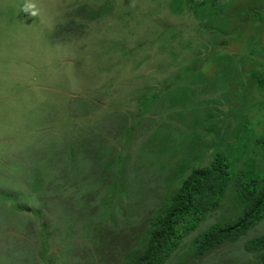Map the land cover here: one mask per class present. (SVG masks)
I'll return each instance as SVG.
<instances>
[{"label": "rangeland", "instance_id": "obj_1", "mask_svg": "<svg viewBox=\"0 0 264 264\" xmlns=\"http://www.w3.org/2000/svg\"><path fill=\"white\" fill-rule=\"evenodd\" d=\"M256 11L264 12V0H0V264L41 245L43 222L33 214L41 184L52 206L44 222L61 229L55 199L87 184L83 176L77 187L69 181L73 150L87 158L76 164L83 172L100 148L123 152L160 193L179 165H209L215 135L229 139L227 128L245 114L258 118L246 152L263 166L255 141L264 134V93L250 72L264 60V24L242 20ZM195 119L205 136L190 146L187 125ZM141 201L145 210L125 226L130 238L141 234L155 199ZM228 214L209 217L169 264H262L245 249L262 225L202 259L192 256L196 236ZM61 247L53 240L59 262Z\"/></svg>", "mask_w": 264, "mask_h": 264}, {"label": "trees", "instance_id": "obj_2", "mask_svg": "<svg viewBox=\"0 0 264 264\" xmlns=\"http://www.w3.org/2000/svg\"><path fill=\"white\" fill-rule=\"evenodd\" d=\"M253 17L242 20L246 23L254 19L264 24V12L256 11ZM252 59L249 58L250 61ZM263 61L260 59L261 64L257 65L253 63L254 71L250 72L256 85L253 88L262 93ZM253 91L251 89L247 93ZM255 121L245 114L240 119L236 118L238 125L227 128L234 135L229 139L219 132L215 135L219 142L218 147L214 146L209 165H179L173 174L165 178L160 193L152 192L148 181L138 173L136 167L140 162H136L135 166L123 152L100 148L103 153L90 154L93 167L83 172L76 164L84 163L87 158L79 156L77 149L73 150V160L67 162L69 169L65 168L69 181L72 187H77L78 176H83L82 182L87 184L82 191L73 188L68 193L61 192L55 199L59 200L56 207L65 215L61 229L57 230L54 222H44L46 209L52 206L50 203L46 206L47 198L41 194L48 193L49 185H32L33 192L39 187L35 191L39 193L40 205L33 214L43 222L40 234L43 240L36 250L12 251L13 264H169L185 240L202 223L224 210L229 212L227 217L194 239L192 256L196 259L239 242L260 225L264 228V164L260 165L255 156H248L246 152L255 139ZM197 123L201 125L202 121L195 119L187 125L193 134L192 142L188 143L190 146L198 135L205 136L203 125L197 126ZM126 134L131 137L133 130L130 128ZM255 144L259 150L257 156L264 157V134L256 139ZM78 146L84 147L81 141ZM166 167L169 163L161 170ZM86 179H91V182H86ZM150 195L155 201L147 211L143 230L139 236L130 238L133 234H126L125 226L130 224L138 209L145 210L142 207L145 202L141 199L147 200ZM30 197L34 199L33 195ZM15 205L18 209V204ZM122 235L124 238L120 239ZM53 240L63 246L60 249L63 256L61 262L58 254L50 252ZM245 249L259 256L260 263L264 264V232L247 240Z\"/></svg>", "mask_w": 264, "mask_h": 264}]
</instances>
